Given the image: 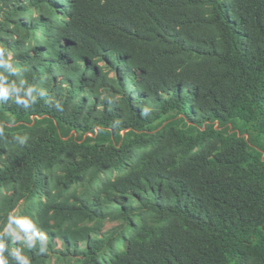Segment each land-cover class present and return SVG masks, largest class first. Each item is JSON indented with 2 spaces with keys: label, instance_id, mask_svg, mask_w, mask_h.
Here are the masks:
<instances>
[{
  "label": "trees",
  "instance_id": "16d2710c",
  "mask_svg": "<svg viewBox=\"0 0 264 264\" xmlns=\"http://www.w3.org/2000/svg\"><path fill=\"white\" fill-rule=\"evenodd\" d=\"M17 252L264 264V0H0V258Z\"/></svg>",
  "mask_w": 264,
  "mask_h": 264
},
{
  "label": "clouds",
  "instance_id": "9594fccd",
  "mask_svg": "<svg viewBox=\"0 0 264 264\" xmlns=\"http://www.w3.org/2000/svg\"><path fill=\"white\" fill-rule=\"evenodd\" d=\"M9 219H16V222L25 229L35 228V225L31 222V220H28L26 217L19 219L15 217H9ZM25 220L28 222L25 223ZM37 237H39V239H37ZM17 239H19V237H17ZM37 244L39 245L41 252H45L47 250V237L40 234L38 230L33 232V236L29 237V247L36 246ZM13 257L18 262V264H30L29 259L27 257L21 256L18 252L13 253ZM0 264H6V261L3 258H0Z\"/></svg>",
  "mask_w": 264,
  "mask_h": 264
},
{
  "label": "rangeland",
  "instance_id": "374dc122",
  "mask_svg": "<svg viewBox=\"0 0 264 264\" xmlns=\"http://www.w3.org/2000/svg\"><path fill=\"white\" fill-rule=\"evenodd\" d=\"M112 224H113V223H110V222H109V223L106 224V227L108 228V227H110ZM120 246H122V244H121Z\"/></svg>",
  "mask_w": 264,
  "mask_h": 264
}]
</instances>
